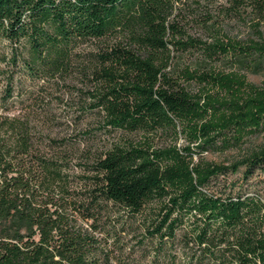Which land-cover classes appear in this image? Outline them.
<instances>
[{"label": "trees", "instance_id": "16d2710c", "mask_svg": "<svg viewBox=\"0 0 264 264\" xmlns=\"http://www.w3.org/2000/svg\"><path fill=\"white\" fill-rule=\"evenodd\" d=\"M191 1L0 0V264H112L111 231L147 264H264V199L248 191L264 146L193 160L264 129V86L209 67L244 49L188 36ZM196 46L205 57L185 63ZM249 49L264 55V40ZM81 54L88 110L114 134L101 149L11 109L10 68L54 77Z\"/></svg>", "mask_w": 264, "mask_h": 264}, {"label": "rangeland", "instance_id": "374dc122", "mask_svg": "<svg viewBox=\"0 0 264 264\" xmlns=\"http://www.w3.org/2000/svg\"><path fill=\"white\" fill-rule=\"evenodd\" d=\"M183 26L186 34L196 40L227 41L243 48L230 49L226 55L217 54L207 63L215 71L238 73L247 83L264 86V55L249 49L252 41L264 40V0H192L183 12ZM1 48L5 50L7 46L4 44ZM180 54L185 63L193 64L205 57L198 46ZM88 63L89 59L81 54L66 72L54 77L30 75L19 68H10L14 85V97L10 101L12 113H29L34 120H46L51 123L52 136L82 143L86 134L95 135V145L100 149L105 147L114 134L100 130L99 116L88 110L86 95L94 83L89 75L81 74ZM197 87L192 85L193 89ZM183 144L184 140L180 139L178 145ZM259 146H264V129L247 136L241 147L210 150L201 156L195 153L193 160L196 162L201 157L223 163L238 156L243 151L240 148ZM77 161L74 157L69 165V177L75 182L82 176ZM252 183L253 186H248L249 193L255 189L264 199V171L256 172ZM129 245V237L114 231L103 243L112 264H147L146 252L142 253L138 247L132 252Z\"/></svg>", "mask_w": 264, "mask_h": 264}]
</instances>
